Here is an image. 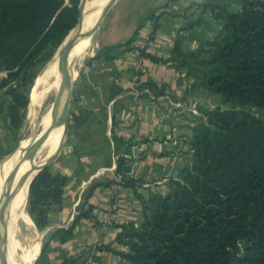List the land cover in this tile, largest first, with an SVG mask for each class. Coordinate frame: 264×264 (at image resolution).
<instances>
[{
	"label": "trees",
	"instance_id": "1",
	"mask_svg": "<svg viewBox=\"0 0 264 264\" xmlns=\"http://www.w3.org/2000/svg\"><path fill=\"white\" fill-rule=\"evenodd\" d=\"M228 3L201 4L221 20L217 35L188 54L177 39L172 54L179 68L188 67L190 58L198 85L229 107L203 111L205 119L191 128V157L167 180V193L144 198L139 179L121 180L142 208V221L121 225L116 236L127 247L119 252L122 264H264V118L250 109L264 110V0H240L238 11H229ZM78 5L79 0H0V71L6 72L0 90L6 88L11 98L6 115L12 128L28 103L17 87L29 82L32 67L48 59L74 27ZM130 169L122 159L116 174ZM65 182L46 166L33 178L29 206L37 227L46 225L47 210L60 201ZM55 233L64 242L72 231ZM44 252L45 247L40 256ZM76 261L63 257L62 264Z\"/></svg>",
	"mask_w": 264,
	"mask_h": 264
},
{
	"label": "crops",
	"instance_id": "2",
	"mask_svg": "<svg viewBox=\"0 0 264 264\" xmlns=\"http://www.w3.org/2000/svg\"><path fill=\"white\" fill-rule=\"evenodd\" d=\"M187 6L184 0L166 2L154 14L157 26L150 38L149 10L138 3L128 4L123 13L129 20L118 31L114 29L110 41L105 38L98 43L102 50L122 45L116 56L85 61V73L80 74L76 83L81 88L80 96L75 105L69 103L68 149L63 150L55 171L66 182L60 201L50 204L46 225L40 228L46 248L44 261L36 259L38 263L32 264H62L63 257L77 259L75 264L124 263L119 252H126L127 247L116 242V236L121 225H138L142 221V208L134 191L120 185L121 179H160L137 188L144 198L168 192L167 180L177 176L189 156L186 145L191 128L189 133L176 137V127L167 130L166 120L152 109L150 92L146 90L137 96L139 90L130 83L135 80L141 88L147 87L148 82L162 86L164 98L178 99L184 94L185 78L170 58L176 40H181V50H193L213 39L221 28V20L211 12L207 15V11L201 23L191 24L190 17L195 13ZM133 31L135 36L127 41ZM147 53L163 55L168 60L156 62ZM90 67L93 72L88 71ZM187 94L197 93L189 89ZM136 99L141 101L138 106ZM122 113L128 115L125 123L119 121ZM0 125L6 132L11 128L1 105ZM172 135L176 140L167 141ZM121 156L134 164L126 175L117 174L122 176L119 180L116 167ZM84 211L89 214L80 216ZM57 230H71V237L62 242ZM34 245L40 252L44 248L38 240Z\"/></svg>",
	"mask_w": 264,
	"mask_h": 264
},
{
	"label": "rangeland",
	"instance_id": "3",
	"mask_svg": "<svg viewBox=\"0 0 264 264\" xmlns=\"http://www.w3.org/2000/svg\"><path fill=\"white\" fill-rule=\"evenodd\" d=\"M82 0H79V5ZM92 1V0H91ZM169 0H115L112 5L108 8V10L105 12V14L102 16V18L98 21V23L95 25L93 33L89 36L88 41L82 45L75 58V75L73 85H72V92H71V99L70 103L72 102L73 105L76 104L77 99L80 96V87L77 86V81L79 79V76L81 73H85V61L88 60H94L98 58L102 59H110L116 56L118 51L120 50V46H111L109 49L102 50V46L99 45L103 39V41L108 40L110 41L111 37H114V29L115 31L119 30V26L122 27L123 23H126V21L129 20V18L126 19V16L124 17L125 8H127L128 4L131 3H138L139 6L145 7L149 10L150 15V21L152 23V32L155 30L157 24H156V15L155 13L160 12L163 5L168 2ZM207 0H184L186 5H188L186 8H190L194 10V15L190 17V20L194 22L195 20H200L199 23L202 22L204 18V11H207L206 14L208 15V12H211L209 8H203L201 7V4L206 2ZM229 3L226 5L227 9L229 11H238L241 7L240 0H226ZM66 3H69V0H65ZM79 5H78V11H79ZM124 5V7H122ZM90 11L96 12V9L92 8ZM212 13V12H211ZM120 15V16H119ZM213 15V14H212ZM119 16V17H118ZM79 14L77 17L76 24L66 37L69 35L71 30L76 28L79 25ZM189 20V21H190ZM185 27V26H184ZM136 31H133L132 35L127 41H131L133 37L135 36ZM65 37V38H66ZM64 38V39H65ZM181 41V40H180ZM63 42V41H62ZM61 44V43H60ZM203 44V43H202ZM200 44L199 46H201ZM60 46V45H59ZM57 46L51 56L34 65L31 69V78L29 82L25 86H18L17 89L22 90L26 96L28 97V103L27 105L21 109V119L17 127H9L8 132H6L5 129L2 128L0 125V201L3 195V175H4V165L8 158V156H11L14 152H16L19 149L20 143L22 140L26 139V137L30 136L33 131L37 132L40 131L42 128L39 122L43 119V117L51 111V109L54 107L55 102V95L56 91L49 92L45 95V97L40 101L33 100V93L37 86V79L40 75L41 71L44 69L46 64L51 60L52 56L56 52ZM199 46L194 48L193 50H196ZM191 50H182V52L188 54V52ZM156 56V55H155ZM158 58H161L162 60L159 62L167 61L168 59L166 56H156ZM173 59V54L170 57ZM180 62L182 61L179 60ZM188 67L185 68H179L182 72V76L185 78V91L184 94L181 97H178V99L173 98H164L162 96L163 94V87H157L154 83L148 82L147 87L141 88L140 85H137L135 80H131L130 86L135 88L136 90H139L137 96H139V93L150 92V96L148 97L149 103L152 106V109L155 111H159L161 113L162 118L166 120V127L172 129L173 127H176V131H174L176 134V137H178V134L181 133H189V128H192L195 124L198 122L204 120L203 117V111L204 110H210L215 109L217 107H220L222 109H226L229 107L228 104L224 103L221 96L205 89L198 85V80L196 81L194 78V64H192V60L190 58L188 59ZM93 67H90L89 72H93ZM185 70V71H184ZM6 75L5 71H0V79ZM18 83V82H17ZM76 85V86H75ZM38 88V87H37ZM191 90V93H197V94H187L188 90ZM11 98L8 94V91L6 88L0 90V105L6 108L10 102ZM141 100V99H140ZM136 105H140L141 101L139 99H136ZM250 109L259 117L264 118V110L250 107ZM44 115V116H43ZM69 115V110H68ZM154 114L152 115V117ZM128 117L126 114H120L119 115V121L125 123V119ZM136 119V118H135ZM153 119V118H152ZM34 129V130H33ZM191 133V129H190ZM175 136H171L170 138H167V141H173L176 140ZM189 138V137H188ZM68 142V116L66 119V130L65 133L61 139L60 144L58 145L57 151L50 157L46 159V161L43 163L44 167H48V170L50 173H54L56 169L58 168L59 161L62 158L63 150L68 149L67 147ZM189 144V143H188ZM187 151L189 152V156L187 159L191 157V148L190 144L186 145ZM131 145L129 144L127 147V151L130 150ZM39 151V150H38ZM45 156V151H40L39 155L37 157V160H42ZM124 160L125 165H129L130 167L134 164L133 160L128 159V157L121 156V160ZM187 159L184 160V163L182 167L186 164ZM119 161V162H120ZM118 162V164H119ZM117 164V165H118ZM181 167V168H182ZM180 168V169H181ZM179 169V170H180ZM179 172V171H178ZM122 175V174H121ZM117 176V178L120 180L122 176ZM126 175V174H124ZM136 179V178H135ZM138 179V178H137ZM122 180V179H121ZM141 184H139L138 187H141L143 183L145 184H153L154 181H160V179H154V181H142L139 179ZM167 183V182H166ZM15 214V215H14ZM13 215L9 217V227L12 230L13 236H14V253H13V260L15 264H32V263H38L35 262L39 261L38 259H42L41 262L44 260V255L46 254V248L45 252L42 256L38 249H35V242L38 240L40 242V247L43 245L44 238L41 236V229L35 225L34 222V216L30 212V206H29V193L27 194L24 203L20 207V209L17 210ZM33 223V225H32ZM44 246V245H43ZM45 247V246H44ZM40 262V261H39ZM40 262V263H41Z\"/></svg>",
	"mask_w": 264,
	"mask_h": 264
},
{
	"label": "bare ground",
	"instance_id": "4",
	"mask_svg": "<svg viewBox=\"0 0 264 264\" xmlns=\"http://www.w3.org/2000/svg\"><path fill=\"white\" fill-rule=\"evenodd\" d=\"M108 1L109 0L87 1L82 18L80 19L78 25L80 27V31L70 54V40L76 32L78 26L71 30L69 35L63 40L52 56L51 60L46 64L38 76L37 86L33 93V100L40 102L47 93L52 92L53 90L56 91V93L59 90L60 95L59 99L55 103V106L49 113H47L45 116L43 115V119L39 122L42 127L40 131H33L30 136L22 140L19 149L11 156H8L5 162L3 175V195L0 201V236L2 238L0 264H15L12 257L14 253V236L12 230L9 227V217L17 212V210L20 209L24 203L27 193V186L31 175L38 169L40 165L46 161L48 157L52 156V154L57 149L65 131L66 119L64 118L60 121H57L53 125L48 137L40 146V149L34 159L23 163L21 161L31 145L40 137L41 133H43V131L52 123V121L59 116L66 97V89L61 87V77L63 71L68 65L71 77H76L75 69H72L70 60L76 58L79 48L88 41L89 36L93 33L95 28L93 25L95 18L99 14V11L108 3ZM92 8L96 9V12L90 11ZM40 151H45V156H43L44 158H42V160H37ZM14 168H17V171L13 180H11L10 173ZM30 170L31 174L24 179L26 173ZM9 185H11V195L7 200L6 189Z\"/></svg>",
	"mask_w": 264,
	"mask_h": 264
},
{
	"label": "water",
	"instance_id": "5",
	"mask_svg": "<svg viewBox=\"0 0 264 264\" xmlns=\"http://www.w3.org/2000/svg\"><path fill=\"white\" fill-rule=\"evenodd\" d=\"M87 1L88 0H82L80 5H79V19L82 18L83 11L85 9ZM114 1L115 0H109L108 3L99 11V14L95 18V21H94V24H93L94 26L98 23V21L102 18V16L105 14V12L108 10V8L112 5V3ZM79 31H80V27L78 26L76 32L74 33V35L71 37V40H70L69 54L71 52V49L74 46V43L76 42V39H77L78 34H79ZM75 61H76L75 59H71L70 60L72 69H75ZM73 81H74V78L71 77L70 70H69V67L67 65L66 68L64 69L62 77H61V87L66 89V97H65L62 109H61V111L59 113V116L55 120L52 121V123L43 131V133H41L40 137L31 145V147L28 149L27 153L23 157V159L21 161L22 163L26 162V161H31L32 159H34V157L38 153V150L40 149V146L46 140V138L48 137V135H49V133H50L52 127H53V125L57 121H60V120H62L64 118L67 119L68 110H69V103H70V99H71ZM59 95H60V91L58 90L56 95H55L54 106H55V103L57 102V100L59 99ZM65 130H66V127H65ZM64 133H65V131H64ZM43 167H44V164L40 165L38 167V169L31 175V178H30V180L28 182V186H27L26 196L28 194L29 187H30V184H31L33 178L38 173V171H40ZM16 171H17V168H14L11 171V173H10L11 180H13V178H14V176L16 174ZM30 174H31V170L26 173L24 179L27 178ZM10 188H11V185H9L7 187V189H6L7 200L10 198V195H11ZM3 220H4V218H3ZM0 229H1V227H0ZM1 246H2V238L0 236V252H1Z\"/></svg>",
	"mask_w": 264,
	"mask_h": 264
}]
</instances>
